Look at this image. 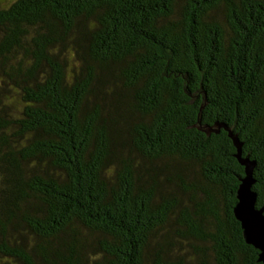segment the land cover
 <instances>
[{
	"label": "trees",
	"instance_id": "1",
	"mask_svg": "<svg viewBox=\"0 0 264 264\" xmlns=\"http://www.w3.org/2000/svg\"><path fill=\"white\" fill-rule=\"evenodd\" d=\"M229 133L264 206V0H0V264H262Z\"/></svg>",
	"mask_w": 264,
	"mask_h": 264
},
{
	"label": "water",
	"instance_id": "2",
	"mask_svg": "<svg viewBox=\"0 0 264 264\" xmlns=\"http://www.w3.org/2000/svg\"><path fill=\"white\" fill-rule=\"evenodd\" d=\"M237 148L235 157L244 166V176L236 190V204L233 207L235 218L240 222L245 241L254 246L258 252V261L264 264V206H257V193L252 188L255 179L252 176L255 162L248 157H242L238 138L229 133Z\"/></svg>",
	"mask_w": 264,
	"mask_h": 264
},
{
	"label": "rangeland",
	"instance_id": "3",
	"mask_svg": "<svg viewBox=\"0 0 264 264\" xmlns=\"http://www.w3.org/2000/svg\"><path fill=\"white\" fill-rule=\"evenodd\" d=\"M178 253H180V256H182V257H184V254H186V256H188L187 254L189 253V248H188V246L187 245H185L184 246V248H183V250L182 251H180V252H178ZM188 258V257H187ZM189 260V259H188ZM190 261V260H189ZM185 264H187V263H185Z\"/></svg>",
	"mask_w": 264,
	"mask_h": 264
}]
</instances>
